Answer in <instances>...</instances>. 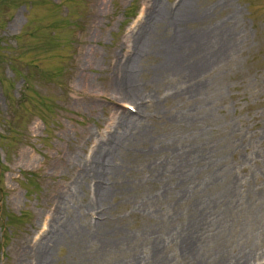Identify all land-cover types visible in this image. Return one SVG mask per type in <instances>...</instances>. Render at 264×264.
I'll use <instances>...</instances> for the list:
<instances>
[{"label":"rangeland","instance_id":"obj_1","mask_svg":"<svg viewBox=\"0 0 264 264\" xmlns=\"http://www.w3.org/2000/svg\"><path fill=\"white\" fill-rule=\"evenodd\" d=\"M223 1L201 5L216 9L213 24L232 26L233 52L214 62L198 92L184 98L181 87L146 110L156 103L153 61L140 69L136 81L147 89L134 101L117 97L114 61L134 52L131 37L152 0H0V264H40L24 252L43 245L72 209L83 225L107 221L111 229L67 242L52 264H229L237 253L264 264V0ZM221 46L185 54L197 61ZM162 110L184 119L162 122ZM130 113L151 121L156 143L169 147L153 158L166 168L178 162L180 185L171 178L156 198L162 187L146 170L149 144L140 134L139 151L126 156L131 190L109 210L96 202L91 175L75 205L63 203L79 165Z\"/></svg>","mask_w":264,"mask_h":264},{"label":"bare ground","instance_id":"obj_2","mask_svg":"<svg viewBox=\"0 0 264 264\" xmlns=\"http://www.w3.org/2000/svg\"><path fill=\"white\" fill-rule=\"evenodd\" d=\"M223 2L228 3L226 0ZM151 6L152 9L150 8L148 11L144 26L141 27L142 30L131 37L133 43L131 40L130 42L133 44L134 52L128 58L122 57L120 60L114 61L115 80L117 82L115 84L117 86L116 93L117 97H121L123 101L133 100L134 97H138L139 93L146 91L147 86H143L136 79L139 77V73H143L140 69H144L145 61H153L150 69L152 72L149 80V91L154 94L156 103L152 106H146L144 108L146 110L156 108L166 96V99L170 100L171 97L168 96L170 92H174L173 97L179 96L181 87L180 95L184 98L198 92L203 75L210 70L215 61L223 60L227 55H230L233 52L232 47L237 45L238 40L237 36L234 35L235 31L232 26L228 25L227 21L221 25L213 24L212 16L216 9L203 7L201 0H181L174 7H168L161 0H152ZM210 44H222V46L217 49L213 48L211 54L206 55L205 58L197 59V61L193 60V56L191 59V56L188 57L185 54V49H188L197 58L201 54L204 55L205 47ZM171 79H179L181 86L178 87L177 82H175V86L165 83H169ZM143 110L140 108L139 113L143 118H146ZM162 115V122L166 123L175 120L182 122L184 119L175 110H162ZM136 116L134 114L123 115V121L117 125L118 129L107 139L109 142L106 145L103 142L92 159L84 160L83 165H79V179L74 181L73 191L64 196L65 201L63 203L67 201L70 205H75L76 191L82 190L84 179L87 175H91L93 181L97 180L95 195L98 200L96 202L103 204L101 208L106 207L109 210L110 202H116L123 191L131 190L130 187L133 182L128 176L127 163L129 160L126 156L128 153L139 151L138 136L140 134L144 137V141L149 144L147 151L150 161L146 170L148 168V173L152 176L150 178L159 182L162 187V194L157 195L156 198L168 194L171 178L178 181L177 186L180 185L179 181L184 174H182L178 162L172 168H166L168 162L153 158L160 152L169 151V147L165 143H156L158 140L156 132L150 131L148 128V124H151L150 120L147 125H144L145 120H140ZM120 129L123 130L120 136L115 137ZM175 151L178 153L177 149ZM76 157L78 156L74 158ZM76 161L78 160L74 162ZM88 206H93V202L90 201ZM169 208L170 206L167 208L166 217ZM75 210L78 214L82 212L81 207H75ZM67 220L59 223L57 229L45 238L47 241L43 245L40 243L37 247L28 250L29 252L25 251L23 257L25 258L29 253H32L40 264H52L54 252L67 242L74 243V240L84 237L98 238L108 234L105 232L107 227L111 229L107 221L97 223L93 227L95 229L83 225L80 222V217L76 216L73 209L68 210ZM186 245L188 247V243ZM241 255L242 253H237V256L233 257L229 264H248V259H244V256ZM247 256H250L249 253ZM222 259L223 257H219L216 264H223L225 261ZM161 262V264H166V262ZM253 263L254 261L249 262V264ZM198 264L204 263L199 262Z\"/></svg>","mask_w":264,"mask_h":264}]
</instances>
